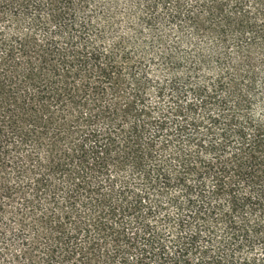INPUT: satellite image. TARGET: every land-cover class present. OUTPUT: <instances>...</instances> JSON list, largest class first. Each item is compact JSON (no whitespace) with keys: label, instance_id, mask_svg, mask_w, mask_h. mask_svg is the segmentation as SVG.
<instances>
[{"label":"trees","instance_id":"obj_1","mask_svg":"<svg viewBox=\"0 0 264 264\" xmlns=\"http://www.w3.org/2000/svg\"><path fill=\"white\" fill-rule=\"evenodd\" d=\"M0 57L25 88L20 143L50 142L69 182L36 179L54 207L38 264H80L81 239L112 242L101 264H264V0H0ZM108 160L135 186L101 180L126 166Z\"/></svg>","mask_w":264,"mask_h":264},{"label":"rangeland","instance_id":"obj_2","mask_svg":"<svg viewBox=\"0 0 264 264\" xmlns=\"http://www.w3.org/2000/svg\"><path fill=\"white\" fill-rule=\"evenodd\" d=\"M7 33H13V27L7 28ZM29 46L35 45V41L30 37ZM34 48H31L30 56H33ZM17 67L14 64H9L5 57H0V131L7 140L6 149L8 157L5 160H0V264H38L42 253L44 252V235L47 231L46 227L41 222L42 216L53 210L52 202L48 199V193L40 195L38 201L36 196L35 183L39 175L49 176L50 187L55 186L59 190H65L64 186H68L67 179L55 172H48L45 169L47 156L51 153L50 142H46L44 146L36 147L33 143L22 145L20 140L25 137V129L28 123V116L25 112H17L14 105L25 88L23 83L15 80ZM14 86L16 97L13 100L6 97V90ZM22 91V92H20ZM152 103L154 99L150 100ZM89 108H84L83 114L89 112ZM84 120H80L81 127ZM103 119L96 122L98 128L103 127ZM72 136L71 142L76 140V136ZM67 144L59 143L62 149H65ZM111 164L123 162L126 166L122 169L110 168L107 173H104L101 180L110 178L114 185V191H117L120 186V181H127L129 185L135 186L137 175L131 171L129 161L125 160H108ZM73 168V167H72ZM72 168H70L72 170ZM171 194L181 195L179 191ZM170 194L165 195L161 201L164 207L158 217L162 218L165 215L173 216L175 210L168 205ZM59 208H67L64 200L63 192H58L56 198ZM37 202H39L37 204ZM56 202V204H57ZM79 202H75V206ZM166 204V205H165ZM82 211L83 217L90 220L97 216V209L93 207ZM79 210V209H78ZM154 223V220H150ZM131 225V223H130ZM131 229H134L131 228ZM130 230L128 229V233ZM93 235V234H92ZM84 238V237H83ZM79 242V241H78ZM80 245L84 248L86 255L80 264H101L105 256L112 252V242L107 240L105 243H99L96 251H89L86 241L81 239ZM95 254V256H94ZM95 257V258H94ZM39 258V259H38ZM100 258V259H98ZM120 260L114 258L105 264H119ZM63 264H74L72 261H64Z\"/></svg>","mask_w":264,"mask_h":264}]
</instances>
